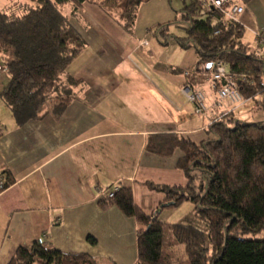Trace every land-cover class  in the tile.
I'll use <instances>...</instances> for the list:
<instances>
[{
	"label": "crops",
	"instance_id": "0c3cea01",
	"mask_svg": "<svg viewBox=\"0 0 264 264\" xmlns=\"http://www.w3.org/2000/svg\"><path fill=\"white\" fill-rule=\"evenodd\" d=\"M231 3L244 8V44L264 57V0ZM72 22L87 47L67 69L81 87L61 119L48 116L19 127L1 99L10 77L0 76V171L16 181L0 193V264L39 240L65 254H88L98 264H137L135 220L117 207L102 208L100 201L118 185L131 189L135 205L150 216L166 198L147 184H188L177 168L183 154L149 153V139L176 135L199 145L212 138L210 123L227 115L248 123L264 120L259 98L236 109L228 103L217 107L207 82L197 88L211 109L196 115L182 92L185 73L200 75L194 71L195 50L163 45L140 21L129 34L99 6L85 4L80 21ZM194 209L184 202L167 217L175 215L176 224L197 222Z\"/></svg>",
	"mask_w": 264,
	"mask_h": 264
},
{
	"label": "trees",
	"instance_id": "16d2710c",
	"mask_svg": "<svg viewBox=\"0 0 264 264\" xmlns=\"http://www.w3.org/2000/svg\"><path fill=\"white\" fill-rule=\"evenodd\" d=\"M30 1L35 5L21 17L0 11V65L10 77L1 99L19 127L48 116L59 120L76 99L81 82L67 69L87 47L72 22L80 21L85 4H97L132 34L140 6L150 0ZM169 27L182 29L185 36H171ZM244 34L241 24L226 26L217 11L205 13L197 1L184 2L175 21L158 25L153 36L163 45L173 41L182 50H195L194 71L200 75L185 73L187 85L196 88L207 82L213 65L221 61L242 96L259 98L264 106V57L244 44ZM233 118L230 114L211 122L207 134L212 138L199 145L176 135H156L147 142V151L157 156L183 154L177 168L188 180L185 188L147 186L163 193L165 204L174 203L171 209L191 203L197 222L166 224L159 216L153 220L135 205L132 190L118 185L108 190L119 188L111 198L100 201L102 208L117 207L135 220L137 264H264V120ZM15 182L10 172L0 171V193ZM199 222L205 231L196 226ZM88 241L97 242L91 237ZM9 264L98 263L88 254H65L39 240L18 248Z\"/></svg>",
	"mask_w": 264,
	"mask_h": 264
},
{
	"label": "built area",
	"instance_id": "2783aa9c",
	"mask_svg": "<svg viewBox=\"0 0 264 264\" xmlns=\"http://www.w3.org/2000/svg\"><path fill=\"white\" fill-rule=\"evenodd\" d=\"M201 9L215 10L222 16V21L226 26L233 23L240 24V16L244 13V8L231 3V0H198ZM261 34H258L260 38ZM5 72L4 66L0 65V74ZM245 79V78H243ZM246 80V79H245ZM208 81L214 92L217 94V106H221L222 103L228 102L236 108L243 107L248 100L245 99L236 83L228 70V66L221 61H217L213 65V72L209 77ZM183 94L187 100L194 105L195 114L198 116H204L208 111V105L206 103V96L204 91L197 87H191L186 85L183 88ZM211 124V123H210ZM119 188H114L108 192V198H111Z\"/></svg>",
	"mask_w": 264,
	"mask_h": 264
},
{
	"label": "rangeland",
	"instance_id": "374dc122",
	"mask_svg": "<svg viewBox=\"0 0 264 264\" xmlns=\"http://www.w3.org/2000/svg\"><path fill=\"white\" fill-rule=\"evenodd\" d=\"M98 3H102L105 0H96ZM194 0H187V2H192ZM35 4L30 1V0H0V11L6 15H8L9 17H21L23 15H25L27 13V8L34 6ZM96 6H98L97 4H94ZM183 1L182 0H150L144 4H142L138 10V16H137V20H136V25L139 23L138 21H140V24L144 27H148V33L151 34V36H153V34L156 32V27L158 25H165V24H169L175 21V18L177 16V12H180L182 10V6H183ZM114 14L117 15L116 12L118 11H111ZM107 14V13H106ZM108 15V14H107ZM118 16V15H117ZM136 29V27H135ZM169 34L171 36H175V37H184L185 32L182 29H177L175 27H169ZM173 42V41H172ZM143 45H147V42H144ZM0 64H1V56H0ZM7 74L6 72L3 71L2 74H0V76ZM210 81H207V83L209 84L210 88L211 84L209 83ZM263 82H264V78H263ZM199 89V88H198ZM202 90V89H200ZM203 91V90H202ZM213 91V89H212ZM214 92V91H213ZM216 94V92H214ZM217 96V94H216ZM206 103L208 105V111L207 113L210 111L211 107L208 103V99L206 98ZM228 103V102H225ZM230 106H232L230 103H228ZM215 106H217V99L214 103ZM223 105V103H222ZM221 105V106H222ZM220 106V107H221ZM219 107V106H217ZM233 108L236 109V106H232ZM239 108V107H238ZM170 210H174L169 208L164 209V215L161 216L162 219H165V221L169 224L170 222L172 224H176V216L172 215L167 217V215L172 214L169 213ZM182 210V209H181ZM179 213H181V211H179ZM174 221V222H173ZM193 221V220H192ZM192 223V222H191ZM193 223H195V221H193ZM182 225H186L185 223H182ZM196 226L201 229V230H206L205 224L203 223H196Z\"/></svg>",
	"mask_w": 264,
	"mask_h": 264
},
{
	"label": "water",
	"instance_id": "95a60500",
	"mask_svg": "<svg viewBox=\"0 0 264 264\" xmlns=\"http://www.w3.org/2000/svg\"><path fill=\"white\" fill-rule=\"evenodd\" d=\"M211 67V66H210ZM174 203H164L162 204L154 213H153V220L157 218V216H159V214H161V212L163 211V209L169 208L171 206H173Z\"/></svg>",
	"mask_w": 264,
	"mask_h": 264
}]
</instances>
